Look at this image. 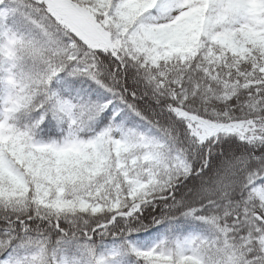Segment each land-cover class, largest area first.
Instances as JSON below:
<instances>
[{
    "label": "snow or ice",
    "instance_id": "6c2138e0",
    "mask_svg": "<svg viewBox=\"0 0 264 264\" xmlns=\"http://www.w3.org/2000/svg\"><path fill=\"white\" fill-rule=\"evenodd\" d=\"M0 264H264V0H0Z\"/></svg>",
    "mask_w": 264,
    "mask_h": 264
}]
</instances>
